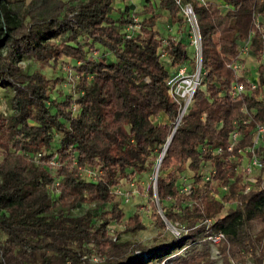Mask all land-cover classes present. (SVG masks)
Masks as SVG:
<instances>
[{"label": "trees", "instance_id": "trees-1", "mask_svg": "<svg viewBox=\"0 0 264 264\" xmlns=\"http://www.w3.org/2000/svg\"><path fill=\"white\" fill-rule=\"evenodd\" d=\"M114 1L0 0V87L12 90L13 109L0 116V132L12 147L0 151V264H211L208 235L216 231L223 233L215 245L221 264L246 258L259 264L264 169L245 191L234 166L237 149L251 144L253 126H264V0H184L196 19L200 65L178 120L179 102L166 80L194 58L181 38L159 32L156 22L166 11L183 33L179 4L140 0L145 15L136 30H126L135 23L134 6ZM246 40L256 62L252 88L238 56ZM63 58L77 75L74 95L57 91L61 77L27 73L19 64L31 59L52 66ZM235 82L244 91L231 94ZM231 132L237 138L227 150ZM24 152L58 163L51 170ZM255 152L264 155V134ZM157 162L154 185L145 190L150 221L160 229L168 222L179 235L148 245L114 239L110 223L130 232L145 224L138 209L121 219L122 196L112 188ZM220 185L226 190L216 199Z\"/></svg>", "mask_w": 264, "mask_h": 264}, {"label": "rangeland", "instance_id": "rangeland-1", "mask_svg": "<svg viewBox=\"0 0 264 264\" xmlns=\"http://www.w3.org/2000/svg\"><path fill=\"white\" fill-rule=\"evenodd\" d=\"M27 1V0H26ZM119 1V0H118ZM131 0H120L121 4H127L130 3ZM153 6L156 7V4L158 0H150ZM182 3H185L184 0H180ZM204 1V0H203ZM137 1H135L136 3ZM138 3V2H137ZM131 4V3H130ZM158 10V9H157ZM160 16L157 19L156 22V29L163 33V34H170L173 35L175 38H181L187 45V48L190 52V55L194 58V65H195V58L197 55V51L195 49L196 46V37L192 30L189 17L183 12V7H181L179 17L182 20V24L180 26V29H183V33L179 32V29L177 30V23H173L170 20V17L168 16L166 11H159ZM131 17H133L135 20H140L143 18L144 11L141 4H136L135 7L131 10ZM262 29L264 32V22L262 24ZM108 59H111V55H107ZM240 58L243 60V68L246 72H251L255 68L256 62L254 61L253 57L248 54L247 50L240 55ZM162 62L164 65L167 64V58L165 56H162ZM21 70L27 73H31L33 71L39 72L42 74L45 78L48 79H55L57 77H61L59 82L55 85L57 88V91H64V92H72L73 95L75 94V91L73 90V86L75 85V82L77 80V75L74 73L73 68L70 65V62L67 59H60L56 64L52 66L48 65H42L38 62H35L31 59H25L21 61L20 63ZM194 65L188 64V67L184 73L186 75V78L191 80V85L194 81ZM250 74V73H249ZM186 85L182 84L180 89H186ZM12 95V90L7 89L4 87H0V116L6 117L10 113H12L13 109L10 105V97ZM53 96H56V91L52 92ZM76 106L75 104L72 105V109H74ZM8 144L10 145L9 141L4 137V135L0 132V151L3 149L4 145ZM9 149L12 150V147L9 146ZM25 157L32 161L34 164H42L43 166L53 169L57 165V161L54 158H49L47 161L39 159V155L31 154L27 155L25 152L23 153ZM255 173H259L257 169H254ZM182 173H185L183 175L184 181L187 180L186 171H183ZM155 177L154 170L150 172H143L142 176L136 178V183L134 185H130L129 183H121V189L124 191L125 196L127 197L126 200L122 198L120 201V205L123 209L124 215L121 218L122 220H125L129 214H131L134 210L138 209L141 220L145 224V227L143 229L136 230L134 232L130 231H124L122 229L121 223H110V229L109 231L113 233V235H116L117 238H114L118 241H128L129 243H143V244H150L153 242H158L162 240L164 237H168L171 234H174L173 227L170 223H166L165 227L163 229H160L156 225H154L150 221L149 217V208L146 205V186L147 184L152 180V178ZM182 179V178H181ZM57 190V189H56ZM119 199V197H117ZM138 203H145L138 204ZM80 208H72V213H79ZM94 250V249H93ZM211 257L214 258L213 263L211 264H221L219 255L216 254V247L211 246L210 250ZM170 263V262H169ZM173 264V263H170Z\"/></svg>", "mask_w": 264, "mask_h": 264}, {"label": "built area", "instance_id": "built-area-1", "mask_svg": "<svg viewBox=\"0 0 264 264\" xmlns=\"http://www.w3.org/2000/svg\"><path fill=\"white\" fill-rule=\"evenodd\" d=\"M139 3V0H136ZM180 7H183V12L189 17V21L192 27V30L195 34L196 37V46L195 49L197 51V55L195 58V71H194V81L191 85V80H189L188 78H186V75H184L187 67H188V63H183L181 65H179L177 68H175L173 71H171L169 77L166 80V86L168 87V93L169 95L177 102H179V113H178V117L176 120H178V118L180 117V115L184 112V110L186 109V107L189 105L190 102V97L191 94L193 92L194 87L196 86L197 82H198V74H199V65H200V39H199V34H198V30H197V26H196V19L195 16L191 10V6L189 3H182L180 0H175ZM198 1H203V0H198ZM135 0H131V4L135 7L136 4ZM133 22H135L134 24H131L129 26L126 27V30H136L138 27V20H135L132 17ZM247 44H248V40H246L242 46L239 47V52H238V56L240 58V55L242 53H244L247 50ZM261 63L264 66V54L261 56ZM232 70L234 71L235 74H238V69L240 67L239 63L236 61H233L230 64ZM255 68L254 70L251 71V75L248 78V86L250 88L255 87L256 83H255ZM182 84H185L187 87L186 89H180V87L182 86ZM244 91V86L242 83L240 82H235L232 87H231V94H237ZM253 131V136H252V141L251 144L246 146L245 148H238L237 149V153H238V157H237V162L234 166V170L236 172H239L242 174L241 180L242 182L245 184V191L249 189V187L256 182L257 180V176L254 172V169H257L258 171H262L264 169V155L261 157H259L256 152H255V147L257 145L260 144L261 139H262V135L264 134V126L263 124L257 123L253 126L252 128ZM237 138V134L235 132H231L230 134V141L227 145V150H231L232 148V143L235 141V139ZM219 148L216 147L215 151H218ZM84 175L86 177H94V172L88 168H84L83 169ZM212 172V169L210 168H206L203 172L204 178H209L210 174ZM264 175V173H263ZM154 178H152V186L154 185ZM57 182L55 181L54 184H56ZM134 183H136L135 178L131 179V181L129 182V184L132 186L134 185ZM182 189H186V186H183ZM226 190V185H220L219 186V190L215 191L213 193L214 197L216 199H219L220 197V191H225ZM112 191L117 194V195H121L123 197L124 200L127 199V197L125 196L124 191L119 187V186H114L112 188ZM203 222L207 223L208 220H204ZM173 227V232L175 235H179L180 230ZM208 238L211 241V244L215 245L223 238V233L221 231H216L210 235H208ZM216 254H218V251L216 249ZM159 264H170L168 261H166L165 259H162ZM230 264H256L254 263V261L250 258H246L244 260H230ZM259 264H264V257L261 259Z\"/></svg>", "mask_w": 264, "mask_h": 264}, {"label": "crops", "instance_id": "crops-1", "mask_svg": "<svg viewBox=\"0 0 264 264\" xmlns=\"http://www.w3.org/2000/svg\"><path fill=\"white\" fill-rule=\"evenodd\" d=\"M136 1V0H135ZM140 1V0H139ZM130 3H131V1H130ZM114 4H115V6L116 7H120L121 5H123V4H121V2H120V0L118 1V0H115L114 1Z\"/></svg>", "mask_w": 264, "mask_h": 264}, {"label": "water", "instance_id": "water-1", "mask_svg": "<svg viewBox=\"0 0 264 264\" xmlns=\"http://www.w3.org/2000/svg\"><path fill=\"white\" fill-rule=\"evenodd\" d=\"M168 140H169V137H168V139H167V141H166L164 147L167 145ZM161 154H162V152H161ZM161 154H160V156H161ZM158 162H159V159H158ZM158 162L156 163V166H155V168H154V173H156V168H157Z\"/></svg>", "mask_w": 264, "mask_h": 264}]
</instances>
